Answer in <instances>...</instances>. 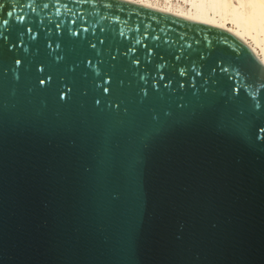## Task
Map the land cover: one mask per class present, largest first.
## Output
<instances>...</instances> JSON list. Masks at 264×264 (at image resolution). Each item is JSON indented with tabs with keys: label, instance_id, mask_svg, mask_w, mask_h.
<instances>
[{
	"label": "water",
	"instance_id": "1",
	"mask_svg": "<svg viewBox=\"0 0 264 264\" xmlns=\"http://www.w3.org/2000/svg\"><path fill=\"white\" fill-rule=\"evenodd\" d=\"M3 19L0 264H264V67L240 40L121 0Z\"/></svg>",
	"mask_w": 264,
	"mask_h": 264
},
{
	"label": "bare ground",
	"instance_id": "2",
	"mask_svg": "<svg viewBox=\"0 0 264 264\" xmlns=\"http://www.w3.org/2000/svg\"><path fill=\"white\" fill-rule=\"evenodd\" d=\"M226 32L264 67V0H121Z\"/></svg>",
	"mask_w": 264,
	"mask_h": 264
},
{
	"label": "snow or ice",
	"instance_id": "3",
	"mask_svg": "<svg viewBox=\"0 0 264 264\" xmlns=\"http://www.w3.org/2000/svg\"><path fill=\"white\" fill-rule=\"evenodd\" d=\"M44 7H47V4H45ZM7 16H8V17H12V16H13V11H8ZM17 19H18L20 22H23L24 17L21 15V16H18ZM8 23H9V21H8L7 19H3L2 21H0V38H2L4 41H7V40H8V36H7V35H4V32H3L2 29H3V26L8 25ZM86 30H87V29H85V31H86ZM28 33H32V29H31V28H28ZM21 36H23V33H21ZM32 38L35 39V36L33 35ZM58 47H59V45H57V48H58ZM92 47L95 48V44H92ZM149 55H151V51H149ZM113 59H115V57H113ZM161 59H163V58H161ZM133 62H134L135 64H138V63H139L137 60H134ZM19 63H20V61L17 60V61H16V64L18 65ZM91 63H92V62L89 61V64H90V65H91ZM161 67H162V65H161ZM97 75H99V73H97ZM157 75L160 76V79H161V80L164 79V76H163V75H160V72H159V71H157ZM180 75L183 76V75H184V72L181 71V72H180ZM140 79H141V80H144L145 78H144L143 76H141ZM40 83L43 84V83H44V80H40ZM108 83H109V79H108V78H105V79L103 80V84L107 85ZM170 83H171V81H170L168 84H165V87L169 86ZM154 86H155V85H154ZM181 86H183V85H181ZM103 91H104L105 93H107V92H108V88H107V87L103 88ZM145 94H146V93H145ZM97 103H99V102H97Z\"/></svg>",
	"mask_w": 264,
	"mask_h": 264
},
{
	"label": "rangeland",
	"instance_id": "4",
	"mask_svg": "<svg viewBox=\"0 0 264 264\" xmlns=\"http://www.w3.org/2000/svg\"><path fill=\"white\" fill-rule=\"evenodd\" d=\"M162 1H164V0H160V2H162Z\"/></svg>",
	"mask_w": 264,
	"mask_h": 264
}]
</instances>
